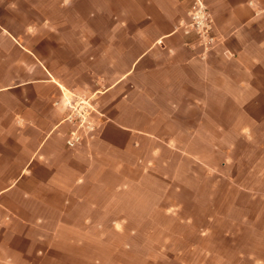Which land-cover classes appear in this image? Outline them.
I'll list each match as a JSON object with an SVG mask.
<instances>
[{
  "label": "crops",
  "instance_id": "1",
  "mask_svg": "<svg viewBox=\"0 0 264 264\" xmlns=\"http://www.w3.org/2000/svg\"><path fill=\"white\" fill-rule=\"evenodd\" d=\"M190 1L0 0V264H206L217 239L264 264V0H206L208 51ZM68 89L106 117L74 148Z\"/></svg>",
  "mask_w": 264,
  "mask_h": 264
},
{
  "label": "built area",
  "instance_id": "2",
  "mask_svg": "<svg viewBox=\"0 0 264 264\" xmlns=\"http://www.w3.org/2000/svg\"><path fill=\"white\" fill-rule=\"evenodd\" d=\"M188 15L186 31L195 32L205 51L214 47L218 37L215 33L213 17L203 0H195ZM64 98L67 106L64 120L69 124L66 144L74 148L95 135L105 114L95 103L91 102L92 97L87 95H80L68 89L64 93Z\"/></svg>",
  "mask_w": 264,
  "mask_h": 264
},
{
  "label": "rangeland",
  "instance_id": "3",
  "mask_svg": "<svg viewBox=\"0 0 264 264\" xmlns=\"http://www.w3.org/2000/svg\"><path fill=\"white\" fill-rule=\"evenodd\" d=\"M195 0H191L190 4L187 8V13H186V18L183 19L181 21L180 27L183 29H188L186 27V23H188L189 21V10L191 9L193 3ZM203 2L206 4V6L208 7V10L210 11L212 17H213V21H214V27L215 25V19L213 16V13L209 7V5L206 3V0H203ZM98 95L100 94H89L87 96L92 97L91 98V102L95 103L98 108L100 109V100L101 97H99ZM262 105L264 106V102L262 103ZM101 110V109H100ZM106 119V117L103 118V120ZM103 122V121H102ZM254 139L256 144H261L264 142V126L262 127H255L254 128ZM243 155V158L239 159V156ZM259 155V151L257 149V147L251 148L248 146H240L238 148V150L234 153V157L238 160H236V165L234 166V172L237 174L239 173L244 174L246 172V170H248V168L256 161V158ZM258 170H264V163H261L258 167ZM249 178L246 179V185H251L252 183L257 184L260 182H256L253 181L252 183H250ZM188 197V195H186ZM208 194L204 195V198H207ZM235 197H237V200L240 199V197H238L236 194H233L232 198H230L232 200V202H235ZM226 200L228 201V198L225 197V194L220 193L217 195L216 201L218 203V207L220 205V207L218 208V212L224 214V216H227L228 218H241L242 216H250L253 217L254 214L256 213V209L258 207V205L254 204L253 206H251L249 209L248 207H244L243 208L240 206V208H236L235 204H233V208H227L225 205ZM241 201H246V198H241ZM203 213V211H202ZM227 227L225 226V221L222 222V224H220L219 228H218V234L224 232V230ZM202 245L204 247H212V250H214V252H216L217 256L216 258H212L210 260H205L203 257L200 258V260L202 262H205L206 264H231L235 261V257L234 255L240 251V250H244V251H248L253 247V244L250 242H239L237 244L236 247H232L230 246V244L228 242H225L222 239H217L214 242L211 243H202ZM228 255V261L226 262L223 257V255Z\"/></svg>",
  "mask_w": 264,
  "mask_h": 264
}]
</instances>
